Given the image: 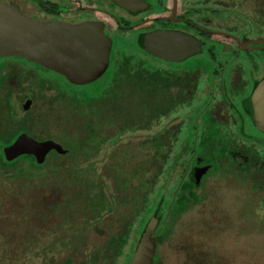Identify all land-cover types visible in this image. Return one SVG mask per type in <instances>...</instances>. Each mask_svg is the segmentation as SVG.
Returning a JSON list of instances; mask_svg holds the SVG:
<instances>
[{
  "label": "flooded vegetation",
  "instance_id": "obj_1",
  "mask_svg": "<svg viewBox=\"0 0 264 264\" xmlns=\"http://www.w3.org/2000/svg\"><path fill=\"white\" fill-rule=\"evenodd\" d=\"M0 1L12 3L23 14L41 20L101 23L111 41L106 70L112 67L114 60L125 58L135 61L132 66L139 71L142 67H149L152 71L165 73L170 95L174 96L176 103L163 117L166 122L161 123L167 134H161L157 129L159 121L154 119L148 137L164 135L169 139L170 161L177 164L172 165L168 175L172 201L182 182L191 183L181 194L182 199H196L191 206L206 200L218 202L216 190L219 188L227 199L236 198L237 186L233 185L237 172L244 173L254 192L264 199V130L254 121L252 102L254 89L264 77V42L260 40L264 39V0H132L129 7L116 0ZM160 31L191 36L194 52L177 60L147 52L145 36ZM119 38L127 40L132 51L125 45L119 47ZM175 47L185 49L186 44L170 42V55L174 54ZM47 71L53 75L47 76ZM103 75L96 80H101ZM62 85L84 84H74L64 75L25 57L0 55V120L25 119L35 103L41 101L44 107L37 116L45 115L48 101L57 94L56 88ZM49 89L53 91L51 95L47 93ZM178 107H183V110L177 111ZM175 119L177 122L168 124ZM185 122L189 126L186 137L193 132L192 154H189L186 137L182 139ZM32 125L44 128L42 123L36 126L35 121ZM111 132L106 130L107 135ZM117 132L116 137L107 138L102 145L106 153L102 159L103 171L109 178H112L110 152L124 146L119 143L124 133ZM249 139L252 140L249 141L251 145L247 141ZM179 150L182 152L180 155ZM152 155L150 151V158ZM179 159L183 160L180 164L185 163L184 167L178 164ZM151 161L148 160V164ZM245 187L240 185L238 188H242V194L250 193L248 188L247 192L244 190ZM103 195L108 201L100 210L107 232L104 239H107L113 232L120 231L123 220L120 195L115 192ZM170 207L161 224L157 215L149 216L158 218L152 233L156 245L153 264L159 259L158 244L163 239L160 229L167 220ZM107 216L111 217L108 222ZM132 229L139 231L135 232V237H130L128 244L122 245L121 253L115 257L116 264L126 254V247L129 244L133 246L134 241L135 249L143 231L138 224H134ZM133 251H130L131 256Z\"/></svg>",
  "mask_w": 264,
  "mask_h": 264
},
{
  "label": "rangeland",
  "instance_id": "obj_2",
  "mask_svg": "<svg viewBox=\"0 0 264 264\" xmlns=\"http://www.w3.org/2000/svg\"><path fill=\"white\" fill-rule=\"evenodd\" d=\"M123 45L132 51L130 43L119 38L118 46ZM109 71L110 68L99 82L108 76ZM46 74L53 75L48 71ZM97 84L98 80L84 85H62V88L67 93L83 95ZM52 92L47 90L48 94ZM41 107H44L42 101L35 103L31 114L39 115ZM61 107L69 111L72 109L64 102L60 103ZM180 109L183 110V107L176 110ZM55 120L51 117V121H47L49 130L42 132L39 126L33 130L35 134L30 135L37 140L50 138L67 146V134L64 136L62 131L66 123L57 120L55 124ZM164 122L165 118L157 125L161 134H167L165 126H161ZM187 123H184L182 139L189 132ZM75 124L72 120L69 125L76 127ZM150 131L151 128L126 131L120 136L119 143L124 145L123 149L115 148L110 152L114 175L125 179L127 184L136 181L132 169L139 166V162L134 164L135 160H150L152 148L147 152L142 149L141 143L148 138ZM157 141L152 144L155 151L160 145ZM76 151L83 154L82 158L85 157L84 151L73 145V151L64 158L65 164L59 173L61 178L47 172L31 180L0 175V264H79L103 241L107 235L103 219L99 217L98 221H94L96 218H92L90 212L95 215L96 211L91 204L97 203L106 192L119 195L117 186L115 180L107 177L103 171L102 159L106 154L103 147L84 161L79 160L77 156L81 154ZM155 155L153 152L151 162L163 164ZM150 170L152 174L153 167ZM146 175L150 177V173ZM164 176L166 173L163 176L160 174L156 181H162ZM247 179L244 173L237 172L233 185L237 186L236 198L227 199L219 188L216 190L218 202L206 200L180 214L173 227L162 231L163 239L158 244L159 259L156 264H264V199L258 197ZM159 182H156L154 193ZM240 185H245L244 190L247 192L248 188L250 193L242 194L244 191L238 188ZM220 192L222 194L218 196ZM121 209L120 215H123V210L131 212L129 204H124ZM108 218L111 217L107 216L106 222ZM132 248L130 244L126 247V254L119 264L127 259Z\"/></svg>",
  "mask_w": 264,
  "mask_h": 264
},
{
  "label": "trees",
  "instance_id": "obj_3",
  "mask_svg": "<svg viewBox=\"0 0 264 264\" xmlns=\"http://www.w3.org/2000/svg\"><path fill=\"white\" fill-rule=\"evenodd\" d=\"M134 64H136L135 61L125 58L114 60L108 76L104 77L102 81H98L94 89L83 95H77L75 92L67 93L62 87H57V94L53 96L52 100L48 101V111L43 116L35 115V117L30 111L27 113L26 118L22 120L16 118L12 121L0 120V175L31 180L35 176L37 177L39 174L47 172L51 176L59 177L60 170L65 164L64 158L73 151V145L84 151V158H82L83 154L81 152L76 151L81 154L77 156L79 160L84 161L88 159L87 156L92 155V158L107 138H113L114 135L116 137L117 131L125 133L126 131H135L140 128H149L154 119L160 122L163 117L169 114L176 103L174 96L170 95L167 77L165 73L159 70L156 72L152 71L149 67H142L141 71H139L132 66ZM122 86H127V88H122ZM63 102L70 105L74 110L70 109L69 111L62 107L60 108V103L62 104ZM51 117H53V120L56 119L55 124L57 120L65 121L66 123L65 128L62 130L65 134L64 136L67 134L69 141L67 146H63L67 149L66 153L59 154L51 150L42 163H37L31 154H22L12 160L5 159L2 153L4 145L10 144L22 131L29 134L34 133L35 126L32 125L34 121L37 123L36 126L42 123L44 127L42 132L46 129L49 130L48 122ZM72 120L76 123V127L69 125ZM108 129L112 130L109 135L106 133ZM167 139L164 135H157L155 138L151 139L148 137L141 142L142 149L148 152L152 148L150 151L152 153L155 152V156H158V159L163 164H154L153 162L148 164L147 158L134 159V164L139 162V166H135L132 169L133 174L136 175L135 182L127 184L125 179H120L118 175H114L115 171L110 168L111 177L115 180V185L120 195L118 197L121 202L120 207H124V204H129L131 212L123 210L124 216L121 215L123 224L120 227V231L113 232L107 239L103 238L104 240L101 241L100 245L96 246L88 256L83 257L79 264H116L115 257L121 253L122 245L128 244L130 237H135V232L139 231V229H132L134 224H138L139 228L143 230L149 216L153 214L157 215L159 224H161L170 205L167 220L160 229L161 233L164 229L170 227L178 216L196 201L194 198L188 200L181 198L182 190L191 185L189 182L181 183L176 193L177 196L172 201L168 175L173 166L177 164H171L169 155L170 142ZM186 139L189 154H192L194 152L192 147L193 132ZM154 141L160 144L156 151L154 150L155 146H152ZM247 141L250 144L249 141L252 140L249 139ZM252 149L255 148L253 147ZM178 153L179 155L182 154L180 150ZM150 159L153 160V155ZM182 161L179 159L178 164ZM184 164L180 165L184 167ZM148 166L153 167L152 174ZM148 173H150V177L146 175ZM163 173H166V176L162 177V181H156L160 174L163 176ZM156 182H159V185L154 193ZM128 186L129 189L127 188ZM106 202H108L107 198L102 194L97 203L91 204V207L93 206L94 208L93 210L96 211L94 214H97L95 216L90 212L92 218H96L94 221H98L99 217L102 216L99 211L101 208H105ZM135 242L133 243L132 251ZM131 253L128 254L127 259L121 264L128 263ZM86 257H88V260ZM157 261L156 259L154 264Z\"/></svg>",
  "mask_w": 264,
  "mask_h": 264
},
{
  "label": "water",
  "instance_id": "obj_4",
  "mask_svg": "<svg viewBox=\"0 0 264 264\" xmlns=\"http://www.w3.org/2000/svg\"><path fill=\"white\" fill-rule=\"evenodd\" d=\"M116 1L129 7L132 0ZM260 40L264 42V39ZM170 42H182L186 44V48L175 47L174 54L170 55ZM144 43L147 52L164 59L177 60L194 52L193 38L182 33H149L145 36ZM110 48L111 41L99 22L72 24L41 20L23 14L12 3L0 1V55L22 56L64 75L74 84H87L106 71ZM252 102L254 121L264 130V77L254 89ZM51 150L59 154L67 152V149L53 139L37 140L26 132H21L10 144L2 147L6 160L31 154L37 163H42ZM157 221L155 216L149 218L127 264H153L156 245L152 233Z\"/></svg>",
  "mask_w": 264,
  "mask_h": 264
}]
</instances>
